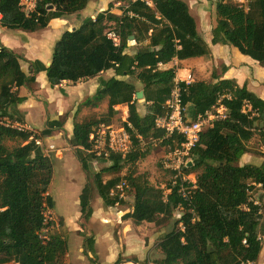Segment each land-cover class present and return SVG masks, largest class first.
I'll return each instance as SVG.
<instances>
[{"label":"trees","instance_id":"obj_1","mask_svg":"<svg viewBox=\"0 0 264 264\" xmlns=\"http://www.w3.org/2000/svg\"><path fill=\"white\" fill-rule=\"evenodd\" d=\"M35 1L34 11L27 13L22 0H0L1 27L41 32L54 19L79 15L91 0ZM150 1L153 6L147 0H128L120 14L112 12L110 6L95 19L87 18L79 28L65 32L53 48L48 67L41 61H27L0 45V264H60L68 250L60 234L45 233V212L54 208L49 195L53 160L44 154L35 138L31 139L32 134L1 124L4 118L15 120L12 112L26 100L20 90L34 92L39 73L45 72L50 88H55L64 82L76 84L114 71L115 77L85 101L86 106L97 107L107 100V112L98 119L74 122L69 140L83 172L92 177L99 197L108 207L118 203L111 191L125 179L105 181L103 174H117L125 164L135 165L149 155L136 135L144 142H161L170 150L182 142L178 135L165 138V132L155 126L156 118L165 112L176 79L175 69L163 70L161 65L175 59L207 57L210 48L199 35L186 2ZM213 4L216 23L212 43L234 47L264 67V0H213ZM110 32L115 33L118 44L108 38ZM132 41L138 46L135 54L127 52ZM22 61L28 64L27 73ZM137 82L142 85L145 115L139 112ZM180 85L190 121L219 105L226 108V118L207 127L191 152L185 173L196 175L197 187L189 202L184 201L177 187L172 188L171 182L167 189L172 190L165 194L147 180L128 177L134 204L126 218L136 225L146 222L164 226L179 214L173 229L158 245L162 258L153 264H256L264 241V164L241 166L239 161L251 152L248 143L256 136L264 157V101L233 80ZM122 105L128 106L136 149L126 158L114 153L103 158L111 166L94 172L91 162L98 158L89 152L90 135L100 127L114 126L116 107ZM48 124L45 135L55 129L64 130L59 120ZM92 191L87 183L79 197L84 220L93 213ZM94 245V238L87 237L84 253L95 254ZM89 261L95 264L93 259ZM121 261L119 258L116 264ZM132 262L139 263L137 259Z\"/></svg>","mask_w":264,"mask_h":264},{"label":"crops","instance_id":"obj_2","mask_svg":"<svg viewBox=\"0 0 264 264\" xmlns=\"http://www.w3.org/2000/svg\"><path fill=\"white\" fill-rule=\"evenodd\" d=\"M187 4L190 8L191 15L196 21L199 35L210 48V55L183 61L175 59L167 65H161V69H175L176 79L180 81H183L188 76L191 77L192 82H205L208 84L215 83L218 80H233L240 87L246 86L250 92L264 101V67L252 58L241 54L234 47L213 44L212 30L215 25L211 26L208 32L203 33L201 25L198 22V16L193 13L194 6L190 3ZM110 6L112 12L115 10L118 14L121 13L120 10L115 9L116 2H114V0H91L87 8L79 15H72L66 19H54L44 31L37 33L9 30L0 25V45L13 50L27 61H41L48 67L52 61V50L56 42L66 31H73L79 28L87 18L95 19L100 12L107 10ZM137 48L138 46L136 43L132 44L127 52L135 54ZM22 63L25 62L22 61L21 65ZM24 71L26 73L28 72V64ZM113 77H115L114 71L109 70L93 79L77 82L75 97H80L82 99L86 97L87 100L92 98L102 87L104 82H107ZM68 83L71 82H64L56 87V115L52 116L49 121H60L63 113H65L63 107L70 103V98H68V96L73 95V92L70 93L68 90H65ZM72 85L75 84L72 83ZM43 86L51 89L45 72L39 73L36 77L35 87L37 91H35V88L34 92H30L26 88L20 90V96L24 97L26 100L18 105L17 112L20 113L18 115L23 121L35 126V128H44L48 121L46 114L47 109L44 104L42 105L37 101L38 97H36L41 93V91L38 90H42ZM136 86L138 90L142 92V85L139 82L136 83ZM74 101L75 98H73L72 104ZM144 105H146L144 100L143 102L139 101L138 106ZM107 107L108 102L105 100L97 107H86L85 105L83 108H87L89 111L90 108H93L91 111L97 112L101 111V109L105 111ZM117 109L126 110L123 119L129 117L128 106H118L116 107V110ZM73 123L72 115L70 117L68 116V120L64 127L69 138L73 134ZM250 143H248V147L251 152L242 156L239 165H263L264 157L262 156V145L260 149L253 152ZM261 199V204L264 205V197ZM95 202L97 205H95ZM95 202L91 205L93 209L92 216L89 220H85L88 226V233L85 235H82L83 230L81 226L77 225V221L68 222L66 218L61 216L64 218V224L68 232L66 238L64 237L68 246L64 264H92L89 259H93L95 264H116L119 258H122L121 264H125V262L132 259H137L139 262L138 264H144L145 262L153 264V261L162 258V253L158 245L162 238L171 230L167 231V228L164 227L163 229L161 226V230H153L152 227L155 225L153 223L144 222L141 225H136L132 219L126 218L127 214L133 212V207L130 209H123L124 207L121 206V203L114 207H108L100 197ZM77 219L78 221L81 219V223H85L82 221L81 212L78 213ZM73 224H76V228H73ZM86 237L94 238L95 254L88 252L86 255L84 253L83 241ZM137 251H139L140 255L136 254ZM153 254L157 256L155 259H152ZM256 264H264V241L262 251Z\"/></svg>","mask_w":264,"mask_h":264},{"label":"rangeland","instance_id":"obj_3","mask_svg":"<svg viewBox=\"0 0 264 264\" xmlns=\"http://www.w3.org/2000/svg\"><path fill=\"white\" fill-rule=\"evenodd\" d=\"M186 3L192 4L194 6V12L196 16H198V22L201 25L203 33H206L210 30V27L215 25V7L213 4V0H183ZM116 2V8L117 10H124L128 6V0H114ZM105 11V10H104ZM115 11V10H114ZM113 11V12H114ZM214 11V12H213ZM116 14H118L117 11H115ZM120 14V13H119ZM135 44L134 41H132L131 45ZM53 51V50H52ZM27 64L22 63V68L26 70ZM36 86V85H35ZM34 86L35 91H37V88ZM77 85H72V83H68L67 87H65V90H68L70 93H72V96H68L70 98V103L68 105H64L63 109L64 112L62 117L60 118V121L65 123L68 120V116L70 117L72 115L73 122H80L83 120H89V119H98L105 115L107 112V109L105 111H97L92 112L90 108L85 109L83 108L85 106V101L87 100L86 97L77 98L76 95V87ZM42 88V87H41ZM142 89V88H141ZM38 91H41L38 97L37 101L44 104L47 111V117L48 121L46 122V125L44 128H35V126H32L35 131L37 137H41L42 141V148L45 150L47 146L53 145L57 149L56 151L52 152L48 156L53 160L54 163V178L52 180L50 189H49V195L52 196L54 200V208L48 209L45 212L46 220H47V226L45 229V233L52 235V234H60L63 238L68 235L67 229L64 224V218L69 222H76L77 225L81 226L83 233L82 235H85L88 233V226L86 225V221L82 219L83 222L81 223L77 219V215L80 212V206H79V195L81 194L83 188L87 183H90L92 186V203H94L98 198V192L95 188V185L93 183L92 177H88L86 175L81 167L80 162L77 160L75 156V148H73L69 144V140L71 137H68V133H66V129L64 127V130H58L55 129L51 132L50 135H45L43 132L49 128V120L52 116L56 115V87L55 88H45L43 86V89H39ZM73 98H75L74 103ZM140 102H143V99L139 100ZM87 107V106H86ZM62 108V107H61ZM100 110V108H99ZM103 112V113H102ZM125 109H117V115L113 119L112 124L117 127L122 124L123 117L125 116ZM139 112L140 115H145L147 113V106H139ZM188 117L190 118V110L188 108ZM14 114L15 120L17 119L19 122H25L23 121L18 114L19 112H12ZM67 119V120H66ZM27 123V122H25ZM29 124V123H28ZM74 124V123H73ZM31 125V124H30ZM43 134V135H42ZM44 136V137H43ZM149 142H151L149 140ZM250 147L252 148L253 152H256V150L260 149L261 142L258 136L254 137V139L250 143ZM145 150L148 149L149 155L147 158L143 160H139L135 163V165L125 164L123 169L117 173V174H110V173H104L103 179L105 181L109 180L110 178H120L125 179L128 181L129 185L130 181L127 179L128 177L132 178H142L144 180H147L149 184L152 186H155L156 188H160L161 190H164L166 192L168 188V184L171 182L173 178V174L164 168L163 162L165 160V157L169 154V147H166L161 144V142L153 141L147 147H144ZM75 157V158H74ZM98 159H95L91 162L92 170L94 172H100L105 168H108L111 166V162L102 160L103 158L97 157ZM190 162V160H189ZM133 189L130 187V191L126 193L127 197L124 201H122V205L125 208H132L134 204V194ZM258 193L254 195V198H258ZM78 201V203H77ZM95 205L97 203L95 202ZM178 213L174 215V218H172L169 222L165 223L164 226H161L167 228V231L172 230L174 227L175 222L178 220ZM63 216V217H61ZM74 225V224H73ZM181 227V225H180ZM73 228H76V224L73 226ZM153 230L159 229L161 230L160 226L152 227ZM87 238V237H86ZM85 238V239H86ZM85 239L83 242H85ZM136 254H139V251H137ZM137 255L138 257H140ZM157 256L156 254L152 255V259H155ZM134 260V259H132ZM65 262V256L62 258L60 264H64ZM77 264V263H75ZM125 264H133L131 262H126Z\"/></svg>","mask_w":264,"mask_h":264},{"label":"built area","instance_id":"obj_4","mask_svg":"<svg viewBox=\"0 0 264 264\" xmlns=\"http://www.w3.org/2000/svg\"><path fill=\"white\" fill-rule=\"evenodd\" d=\"M147 4L153 6L150 0H147ZM21 5L25 12L30 13L34 11L36 1L22 0ZM108 38L112 39L115 44L119 43L114 32H110ZM181 83L189 85L193 82L190 76L183 81L175 79V85L171 96L164 106L165 112L163 115L156 118L155 126L157 129L165 132V138H170L173 135H178L182 138L180 145L177 146L176 149L169 151L163 165L165 169L173 174L171 180L172 188L177 187L178 193L182 196L184 201L189 202L193 191L197 187L196 175H188L185 173V168L189 164L191 152L198 144L202 132L207 127H211L215 120L226 118V108L223 105H219L213 111L198 116L194 121H190L187 108L183 104ZM1 124L18 132L32 134L31 139L35 138L36 143L42 146L41 137H37V133L32 125L9 118H4ZM130 130H133V128L132 125L128 123V118L123 119L122 124L117 127H100L96 132L90 135L91 150L89 152L94 153L97 157L106 159L113 153L120 155L122 158H126L137 146L134 143ZM136 138L139 139V145L141 147H147V145L154 141L151 139V142H144L138 135H136ZM56 150L57 149L53 145L47 146L45 150L43 149L46 156ZM172 188L167 189L165 194H169ZM128 191H130V185L126 180H122L121 183L111 191V196L116 197L118 200L116 205L126 199V193Z\"/></svg>","mask_w":264,"mask_h":264},{"label":"water","instance_id":"obj_5","mask_svg":"<svg viewBox=\"0 0 264 264\" xmlns=\"http://www.w3.org/2000/svg\"><path fill=\"white\" fill-rule=\"evenodd\" d=\"M66 32H68V31H66ZM48 66H50V64H49ZM136 98L139 99V100L143 99V92H138V93L136 94ZM127 262H131V263H133V264H138V263L132 262V260H128ZM125 263H126V262H125ZM120 264H121V263H120Z\"/></svg>","mask_w":264,"mask_h":264}]
</instances>
